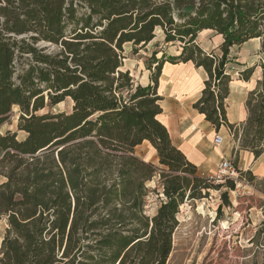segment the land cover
<instances>
[{"label": "trees", "instance_id": "1", "mask_svg": "<svg viewBox=\"0 0 264 264\" xmlns=\"http://www.w3.org/2000/svg\"><path fill=\"white\" fill-rule=\"evenodd\" d=\"M156 29L180 52L153 51L149 84L134 85L124 46L137 54ZM204 30L222 37L219 55L197 45ZM253 39L264 54V0H0V127L17 107L25 134L0 133V264H166L179 208L234 182L214 185L173 146L158 120L161 69L191 62L205 71L193 109L217 133L227 129L233 168L252 184L237 161L240 151L254 160L264 153V59L244 123H228L225 99L230 49ZM66 99L69 113L39 114ZM143 142L162 169L135 155ZM155 176L164 200L148 216ZM220 198L229 206L226 193Z\"/></svg>", "mask_w": 264, "mask_h": 264}, {"label": "rangeland", "instance_id": "2", "mask_svg": "<svg viewBox=\"0 0 264 264\" xmlns=\"http://www.w3.org/2000/svg\"><path fill=\"white\" fill-rule=\"evenodd\" d=\"M155 40L140 50L137 54L131 52V46H124L123 70H127L134 85L146 82V61L153 51H165L175 54V48L164 46L163 34L157 29ZM212 44L214 45L212 38ZM230 57L235 58L229 66V74L236 81L243 68L257 64L260 55L254 51V45L248 44L242 48H233ZM258 73V72H257ZM72 103L69 99L48 107L39 114L50 112L69 113ZM19 111L13 107L8 118L0 127V133L9 131L16 133L17 139L22 140L25 134L17 130ZM223 138V136L221 135ZM230 143V142H229ZM213 144V141H212ZM137 148L136 155L140 159L149 161L150 145L147 143ZM226 148V142L220 147ZM213 147H216L213 144ZM233 162V158H230ZM155 167L159 166L157 157L152 160ZM207 170L205 174H212ZM249 184L239 175L232 181L234 190L222 187L210 190L201 200L185 201L179 208L177 215L178 227L172 238V251L166 264H264V184L257 178ZM3 179L0 177V182ZM148 195L146 199V214L153 216L161 201L164 200L159 186V179L155 176L147 183ZM226 193L229 206H225L220 198ZM220 206V208H219ZM219 208V209H218ZM4 231V224L0 222V234Z\"/></svg>", "mask_w": 264, "mask_h": 264}, {"label": "crops", "instance_id": "3", "mask_svg": "<svg viewBox=\"0 0 264 264\" xmlns=\"http://www.w3.org/2000/svg\"><path fill=\"white\" fill-rule=\"evenodd\" d=\"M211 38L214 45L211 40H209ZM196 43L203 51L207 53L213 52L219 55L222 37L213 31L204 30L198 35ZM248 44L254 45V51H257L260 55V60L257 64L241 67L243 69L238 71L240 73L249 68L254 69L247 81L240 80L239 77L234 81L229 74V66L236 60L235 58H231L230 54L229 63L227 64L231 82L229 84V95L225 99V112L228 123L232 125H239L246 121L248 117V112L245 107L247 97L249 93L256 89L257 83L262 78L261 68L257 65L264 59V54L260 51L258 39L250 40L241 46H234L230 51L233 48H242ZM163 45L174 47L175 54H167L165 51H159L157 58L163 53L167 56H177L180 52V48L177 44L163 43ZM147 73V80L145 83H141V86L149 84L150 72L147 70ZM207 79L208 77L205 71L202 68H195L191 62L176 65L165 63L160 72L157 88V94L161 98L159 107L162 111L158 120L166 127L173 146L180 150L187 160L197 167L198 175L204 178L209 175L205 174L207 170L215 171L221 158H233L232 151L234 147V142L225 127H221L217 133L213 126L205 121L204 116L193 109V105L201 97V92ZM217 134L223 136V142H226V148L223 146L219 149L213 147L212 141ZM144 143L149 144L148 142H143L140 146L136 147L135 155L137 148L144 146ZM156 157L155 150L151 148L149 151V161L144 159L141 160L153 164L152 160ZM237 167L241 171H250L259 181H264V153L254 160L251 153L240 151L238 154ZM0 222L4 224V231L0 234L1 244L5 233L6 221L0 219Z\"/></svg>", "mask_w": 264, "mask_h": 264}, {"label": "built area", "instance_id": "4", "mask_svg": "<svg viewBox=\"0 0 264 264\" xmlns=\"http://www.w3.org/2000/svg\"><path fill=\"white\" fill-rule=\"evenodd\" d=\"M213 144L216 147H220L223 144V138L217 134L213 138ZM236 176L237 174L233 168L231 160L229 158H221L215 171L212 174L205 176V179L214 185H219L227 180H233Z\"/></svg>", "mask_w": 264, "mask_h": 264}]
</instances>
